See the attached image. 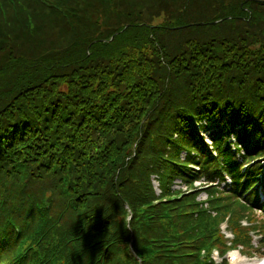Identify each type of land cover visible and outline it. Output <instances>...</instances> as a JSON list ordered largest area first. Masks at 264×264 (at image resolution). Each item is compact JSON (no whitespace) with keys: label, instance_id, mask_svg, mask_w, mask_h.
<instances>
[{"label":"trees","instance_id":"obj_1","mask_svg":"<svg viewBox=\"0 0 264 264\" xmlns=\"http://www.w3.org/2000/svg\"><path fill=\"white\" fill-rule=\"evenodd\" d=\"M257 209L264 0H0V264H214Z\"/></svg>","mask_w":264,"mask_h":264},{"label":"rangeland","instance_id":"obj_2","mask_svg":"<svg viewBox=\"0 0 264 264\" xmlns=\"http://www.w3.org/2000/svg\"><path fill=\"white\" fill-rule=\"evenodd\" d=\"M171 20H173L172 17H171ZM161 22H162L161 20H157L155 23L159 24ZM212 23H209V24H212ZM161 24H164V23H161ZM181 35H183V34H181ZM180 39H181L180 37H174V36H170L169 35V36H167L165 38V42L167 44H170V45L175 44V47H177V44L179 43ZM183 43H184V41L181 40L180 44L183 45ZM175 47H173V49H176ZM207 134L208 133H205L204 136H207ZM154 178L157 181V178L155 176H154ZM176 181L177 180H174V183L172 184V187L174 188V190H176V183H175ZM156 191H158V190H156ZM211 192L213 193V196H216L217 193H218L215 189H211ZM263 217L264 216L261 213H259V212L254 213L253 217L250 216V215H247V216H244V217H240L239 223H240L241 229L243 231H248L247 230L248 227H244V226H249L251 224V222H253L252 224H254V229L251 232L248 231L249 232V236H251V247H249V248L245 247L244 249H240L239 250L240 254H245L246 253V256L242 255V257H241L242 263H246L247 262V263L254 264L255 262L257 263V261L264 260V256H261V255H258V254H254V249H253L254 247L264 246V238H261V235L264 232H262V233H258L257 232L258 230H260V228H262V226H264V218ZM221 229H223V228H221ZM260 244H262V245H260ZM262 249H264V248H262ZM235 252H238V251H235ZM259 252H261V250H259Z\"/></svg>","mask_w":264,"mask_h":264},{"label":"bare ground","instance_id":"obj_3","mask_svg":"<svg viewBox=\"0 0 264 264\" xmlns=\"http://www.w3.org/2000/svg\"><path fill=\"white\" fill-rule=\"evenodd\" d=\"M233 264H240V260L236 258V261Z\"/></svg>","mask_w":264,"mask_h":264},{"label":"water","instance_id":"obj_4","mask_svg":"<svg viewBox=\"0 0 264 264\" xmlns=\"http://www.w3.org/2000/svg\"><path fill=\"white\" fill-rule=\"evenodd\" d=\"M219 22V21H218ZM217 22H213L212 24H216ZM198 25H201V24H198Z\"/></svg>","mask_w":264,"mask_h":264}]
</instances>
